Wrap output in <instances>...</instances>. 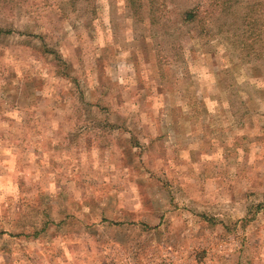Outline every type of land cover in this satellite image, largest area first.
I'll return each mask as SVG.
<instances>
[{"label": "rangeland", "instance_id": "374dc122", "mask_svg": "<svg viewBox=\"0 0 264 264\" xmlns=\"http://www.w3.org/2000/svg\"><path fill=\"white\" fill-rule=\"evenodd\" d=\"M135 2L0 0V264H264V0Z\"/></svg>", "mask_w": 264, "mask_h": 264}, {"label": "trees", "instance_id": "16d2710c", "mask_svg": "<svg viewBox=\"0 0 264 264\" xmlns=\"http://www.w3.org/2000/svg\"><path fill=\"white\" fill-rule=\"evenodd\" d=\"M133 3L135 4V0H132ZM149 1V5L153 6H157V3L159 4V7H164L166 4L163 2V0H160L158 2H156V0H148ZM162 1V2H161ZM181 20L184 23H193L194 21H196L198 19V13L196 9H189V10H185L181 13Z\"/></svg>", "mask_w": 264, "mask_h": 264}]
</instances>
